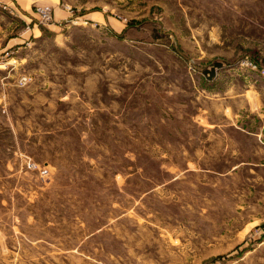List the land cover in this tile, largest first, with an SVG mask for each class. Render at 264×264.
<instances>
[{"label":"rangeland","instance_id":"obj_1","mask_svg":"<svg viewBox=\"0 0 264 264\" xmlns=\"http://www.w3.org/2000/svg\"><path fill=\"white\" fill-rule=\"evenodd\" d=\"M0 264H264V0H0Z\"/></svg>","mask_w":264,"mask_h":264},{"label":"built area","instance_id":"obj_2","mask_svg":"<svg viewBox=\"0 0 264 264\" xmlns=\"http://www.w3.org/2000/svg\"><path fill=\"white\" fill-rule=\"evenodd\" d=\"M38 16L39 20L41 23L43 22H48L51 18V7L49 6H44L38 9ZM29 169L36 170L38 169L39 174L41 177H45L47 175V170L45 169H40L37 165L35 164H29L28 165Z\"/></svg>","mask_w":264,"mask_h":264}]
</instances>
